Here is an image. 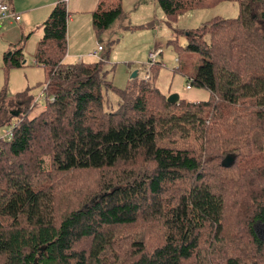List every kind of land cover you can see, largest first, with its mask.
Here are the masks:
<instances>
[{
    "label": "trees",
    "instance_id": "16d2710c",
    "mask_svg": "<svg viewBox=\"0 0 264 264\" xmlns=\"http://www.w3.org/2000/svg\"><path fill=\"white\" fill-rule=\"evenodd\" d=\"M224 1L155 0L169 26ZM235 1L237 18L186 30L189 83L210 100L174 104L152 75L119 90L103 59L64 63L69 12L54 5L34 56L43 110L28 118L31 101L13 111L0 91V264H264V0ZM122 15V0H99L94 30Z\"/></svg>",
    "mask_w": 264,
    "mask_h": 264
},
{
    "label": "rangeland",
    "instance_id": "374dc122",
    "mask_svg": "<svg viewBox=\"0 0 264 264\" xmlns=\"http://www.w3.org/2000/svg\"><path fill=\"white\" fill-rule=\"evenodd\" d=\"M64 1L70 12V17L74 19V23H70L67 32V55L65 57L67 64H74L77 58H82L84 63L97 62L103 58L104 68L109 71L108 75L113 86L123 90L130 83L133 73L137 74V79L143 80L146 72L149 71L147 54L149 56L150 52L158 47L162 50V55L158 60L160 66L156 65L150 71L155 87L168 96L176 94L179 99L188 103H202L210 100V93L205 88L191 86L189 90L186 89L189 79L200 64L199 55L185 50L186 30H195L214 18H237L239 7L235 0L221 2L211 8L186 12L171 23V26L168 25L166 17L154 0H145V4L141 5L138 4V0H122V17L116 21L111 30L105 31L97 37L93 35L92 38H85L83 32L78 38H75L73 32L77 30L78 20L81 18L86 17L91 24V17L99 0ZM154 5L157 6V14H155V18H151L150 14L146 13V7H149L152 12ZM9 14L18 16L10 12L8 6L5 16L0 11V18H7ZM28 33L30 32H27L25 39L17 46L22 49V58L25 64L19 69H0V91L5 89V106L11 107L13 111L17 110L16 106L19 103L25 104V100L31 101L30 108L25 115L28 118H33L45 106L43 93L47 83V72L43 67H38L34 63L39 41L36 37L42 35V27L34 30L31 34ZM98 45L104 48L99 59L90 58L87 54L82 53V47L85 48L84 53H87ZM107 99L115 110L119 103L117 94L108 92ZM19 111L22 112L21 109ZM8 132H10V126L0 128V137L5 136ZM254 229L259 238L264 239V224L257 223Z\"/></svg>",
    "mask_w": 264,
    "mask_h": 264
},
{
    "label": "crops",
    "instance_id": "0c3cea01",
    "mask_svg": "<svg viewBox=\"0 0 264 264\" xmlns=\"http://www.w3.org/2000/svg\"><path fill=\"white\" fill-rule=\"evenodd\" d=\"M58 1L59 0H6L9 6L10 12H12L15 15H18L20 19L16 20L11 14L7 18H0V69L2 68L4 70L6 68L3 62L5 55L8 52L17 48V46L22 43L23 39H25L27 35V32H30L28 34H31L34 30L41 29L42 24L47 19L52 8L54 7L55 4L58 3ZM142 3L145 4V0H138V4L141 5ZM146 8L148 9V11L146 9L147 15L150 14L151 18L152 17L155 18V14H157V6L154 5L152 7V12H150L149 7H146ZM78 21H79L78 28L77 30H74L73 37L78 38V36H80L82 32L84 33L85 38H88V37L92 38L93 35H96L97 37L98 34L94 30L92 22L90 24V20L84 17V18L79 19ZM71 22L74 23V19L70 17V12H69L67 32H68ZM41 37L42 35H37L36 37L37 41L40 40ZM79 43H81V41H79ZM98 47H101L102 51H98ZM82 49H83L82 53L87 54L88 57H90L89 54H92L98 51L97 58H99L100 54L104 52V48L101 45H98L96 48H93L91 51H88L87 53H84L85 51L84 47H82ZM155 49L161 50V48H158V47H156ZM161 55H162V50H161L160 55L157 58L158 60ZM71 56H74V55H71ZM90 58H94V57H90ZM147 58H148V54H147ZM100 59H103V58H100ZM82 61H83L82 58H77L74 64L81 63ZM64 63H66L65 59H64ZM38 67H41V66H38ZM146 75L148 76V80H150L151 74H146ZM130 79H131L130 81L137 79V74L135 78L130 77ZM148 80H145V81H148Z\"/></svg>",
    "mask_w": 264,
    "mask_h": 264
},
{
    "label": "built area",
    "instance_id": "2783aa9c",
    "mask_svg": "<svg viewBox=\"0 0 264 264\" xmlns=\"http://www.w3.org/2000/svg\"><path fill=\"white\" fill-rule=\"evenodd\" d=\"M7 10H8V4L6 2V0H0V11L1 13L5 16L7 14ZM10 15V14H9ZM14 16V15H12ZM14 18L16 20H19L20 17L19 16H14ZM98 51H102V48L101 47H98ZM97 52H94L92 54H89L90 57H94V58H97ZM161 53V50L160 49H154L150 52L149 56H148V62L149 64L148 65H153L156 61V58L160 55ZM99 59V58H97ZM146 80H148V76L146 75ZM191 88V84L188 83V86H186V89L189 90Z\"/></svg>",
    "mask_w": 264,
    "mask_h": 264
},
{
    "label": "water",
    "instance_id": "95a60500",
    "mask_svg": "<svg viewBox=\"0 0 264 264\" xmlns=\"http://www.w3.org/2000/svg\"><path fill=\"white\" fill-rule=\"evenodd\" d=\"M131 77H132V78H135V77H136V73H133V74L131 75ZM178 100H179V97H178V95H176V94H171V95L168 96V98H167V102H168V103H171V104L177 103ZM233 161H234V158H233L232 156H228V155H227V156L222 160L221 165H222L223 167H228L229 165H231V164L233 163Z\"/></svg>",
    "mask_w": 264,
    "mask_h": 264
}]
</instances>
